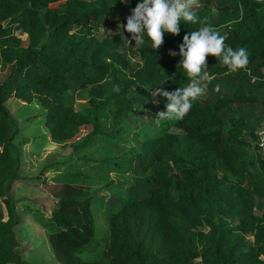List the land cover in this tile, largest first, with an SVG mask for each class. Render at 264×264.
I'll return each mask as SVG.
<instances>
[{
	"label": "trees",
	"instance_id": "16d2710c",
	"mask_svg": "<svg viewBox=\"0 0 264 264\" xmlns=\"http://www.w3.org/2000/svg\"><path fill=\"white\" fill-rule=\"evenodd\" d=\"M136 3L0 0V264H26L12 196L17 141L26 139L16 137L9 96L37 101L49 141L71 151L36 180L49 208L40 204L33 218L58 264H264V0H198L197 15L225 45L245 47L249 62L230 72L206 55L204 92L183 119L138 126L129 117L156 88L187 84L168 51L198 25L182 22L157 49L136 48L118 29ZM154 97L164 110L165 98ZM105 189L117 205L103 203ZM95 210L108 236L87 258L97 245Z\"/></svg>",
	"mask_w": 264,
	"mask_h": 264
},
{
	"label": "clouds",
	"instance_id": "9594fccd",
	"mask_svg": "<svg viewBox=\"0 0 264 264\" xmlns=\"http://www.w3.org/2000/svg\"><path fill=\"white\" fill-rule=\"evenodd\" d=\"M126 3L127 0H122ZM198 0H137L125 17L124 23L118 25L127 34L125 42L142 48L146 45L157 49L163 41L164 33L176 36L180 25H198L195 30L186 31L177 45L178 51H168L169 56H179L176 68L187 78V84L175 90L162 87L155 89L153 95L165 98L163 111L156 113L161 120H181L189 112L192 102L204 92L201 82L207 71L206 55L219 60L230 72L243 69L248 64L245 47L233 48L225 45V35L199 17L196 12Z\"/></svg>",
	"mask_w": 264,
	"mask_h": 264
},
{
	"label": "rangeland",
	"instance_id": "374dc122",
	"mask_svg": "<svg viewBox=\"0 0 264 264\" xmlns=\"http://www.w3.org/2000/svg\"><path fill=\"white\" fill-rule=\"evenodd\" d=\"M213 18L215 17L212 16ZM104 32L105 27H101L100 35L104 34ZM16 33L20 35L19 31ZM6 104L12 113L13 123L18 126L17 139H20L19 137L26 139L24 141L16 140L17 143L21 142L18 145L21 151V166L18 173L21 180L15 183L12 188V196L16 201V210L21 218V223L15 227V233L20 242L22 256L26 264H58L53 256L44 230L33 218V211L36 212L40 204L45 203L46 206H43L44 210L49 208V201L46 200L44 202L45 193L36 187V180L42 178V174L39 173L42 171L41 169L44 164L70 160L72 159L71 151L59 149L49 141L48 131L44 125V110L37 101L26 104L9 96L6 97ZM159 111H163V107L153 95L129 119L136 126L142 124L141 119L147 121V124H156L159 122V118L156 117V113ZM83 128L82 126L80 131L69 139L71 143L75 142L83 133ZM261 129H264V127ZM110 177L116 181L117 175L115 172H110ZM99 193V197H102L103 203L106 205H117L118 201L114 192L105 189ZM2 201L0 200V206L4 204ZM94 217L96 223L94 239L97 240V245L96 247H88L82 253V256L87 258H94L100 253L105 243L104 240L108 236L107 220L105 217L98 210L94 211Z\"/></svg>",
	"mask_w": 264,
	"mask_h": 264
},
{
	"label": "built area",
	"instance_id": "2783aa9c",
	"mask_svg": "<svg viewBox=\"0 0 264 264\" xmlns=\"http://www.w3.org/2000/svg\"><path fill=\"white\" fill-rule=\"evenodd\" d=\"M130 14V9L124 14V20L127 15ZM257 147L262 155H264V129H260L257 133Z\"/></svg>",
	"mask_w": 264,
	"mask_h": 264
},
{
	"label": "crops",
	"instance_id": "0c3cea01",
	"mask_svg": "<svg viewBox=\"0 0 264 264\" xmlns=\"http://www.w3.org/2000/svg\"><path fill=\"white\" fill-rule=\"evenodd\" d=\"M127 2H128V0H127Z\"/></svg>",
	"mask_w": 264,
	"mask_h": 264
}]
</instances>
